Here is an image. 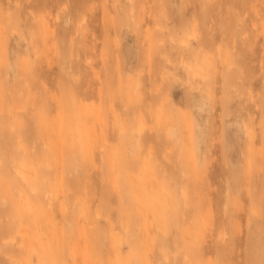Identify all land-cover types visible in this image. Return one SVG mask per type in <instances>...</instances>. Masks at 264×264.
<instances>
[{
    "label": "rangeland",
    "instance_id": "1",
    "mask_svg": "<svg viewBox=\"0 0 264 264\" xmlns=\"http://www.w3.org/2000/svg\"><path fill=\"white\" fill-rule=\"evenodd\" d=\"M0 264H264V0H0Z\"/></svg>",
    "mask_w": 264,
    "mask_h": 264
},
{
    "label": "bare ground",
    "instance_id": "2",
    "mask_svg": "<svg viewBox=\"0 0 264 264\" xmlns=\"http://www.w3.org/2000/svg\"><path fill=\"white\" fill-rule=\"evenodd\" d=\"M12 239V238H11Z\"/></svg>",
    "mask_w": 264,
    "mask_h": 264
}]
</instances>
